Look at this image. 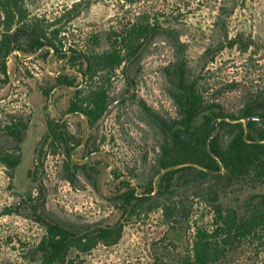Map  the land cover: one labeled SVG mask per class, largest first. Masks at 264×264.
I'll use <instances>...</instances> for the list:
<instances>
[{
	"label": "rangeland",
	"instance_id": "obj_1",
	"mask_svg": "<svg viewBox=\"0 0 264 264\" xmlns=\"http://www.w3.org/2000/svg\"><path fill=\"white\" fill-rule=\"evenodd\" d=\"M25 7L28 18L65 27L73 44L97 34V49L107 48V29L137 16H147L156 29L116 70L108 108L93 126L80 114L65 113L71 88L42 93L64 60L38 52H17L20 60L9 57V81L0 83V148L15 150L21 161L13 168L0 163V264H42L35 254L44 232L37 215L70 227L124 224L116 244L72 252L77 264H183L195 228L216 226L206 180L193 175L175 180L171 200L182 212L177 223L167 221L161 208L147 211L146 205L124 218L117 196L128 187L140 193L151 183L152 194L159 188L156 171L164 142L159 120L178 118L177 65L191 79L199 78L207 103L226 112L237 113L250 93L264 87V0H26ZM12 117L27 122L20 143L4 128ZM47 117L64 120L80 144L67 154L61 143L47 141L35 158ZM34 158L38 167L32 180L27 172ZM220 190L219 204L241 211L248 197L264 193V183L237 180ZM215 241L221 253L212 264H264V233L260 240L217 234Z\"/></svg>",
	"mask_w": 264,
	"mask_h": 264
},
{
	"label": "trees",
	"instance_id": "obj_2",
	"mask_svg": "<svg viewBox=\"0 0 264 264\" xmlns=\"http://www.w3.org/2000/svg\"><path fill=\"white\" fill-rule=\"evenodd\" d=\"M25 1L0 0V83L9 81L7 61L11 55L17 60L21 59L17 52L23 55L38 52L43 57L54 55L65 64L55 72L54 82L42 93L49 96L55 86L71 88L72 96L65 113L80 114L93 126L108 108L110 81L116 70L135 57L142 42L156 27L147 16H137L118 29L113 26L107 29L104 34L108 46L97 49V34L84 36L82 45L73 44L65 27L53 25L51 28L28 18ZM173 76L178 88L173 97L178 118L172 123L159 120L164 135L156 171L159 188L152 194L151 183L140 193L128 187L117 199L124 218L133 216L146 205L147 211L161 208L167 221L177 223L182 212L171 200L175 180L188 175H193L194 180H206L208 197L214 203L216 226L195 228L191 252L184 257L183 264H212L221 253L215 241L217 234L234 239L263 237L264 193L248 197L240 211L235 207L223 208L219 204V192L220 187L237 180L264 183V87L250 93L237 113H232L219 104L207 103L199 88V78L191 79L182 65L176 66ZM4 128L20 143L27 122L22 117H12ZM223 138H226L225 144ZM47 141L61 143L67 154L80 144L79 139L74 140L68 133L64 120L50 117L34 149L35 158ZM35 158L27 172L32 180L38 167ZM20 159L15 150L0 148V163L8 168L16 167ZM36 217L44 226L35 246V254L42 264H77L70 258L72 252L87 254L98 244L114 245L121 238L124 226L117 221L112 225L87 223L70 227L52 219L42 221L40 215Z\"/></svg>",
	"mask_w": 264,
	"mask_h": 264
},
{
	"label": "water",
	"instance_id": "obj_3",
	"mask_svg": "<svg viewBox=\"0 0 264 264\" xmlns=\"http://www.w3.org/2000/svg\"><path fill=\"white\" fill-rule=\"evenodd\" d=\"M253 118V117H252ZM243 121H244V119H243Z\"/></svg>",
	"mask_w": 264,
	"mask_h": 264
}]
</instances>
